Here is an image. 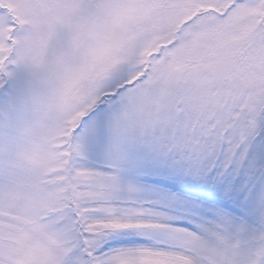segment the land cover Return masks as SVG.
<instances>
[{
    "label": "snow or ice",
    "instance_id": "1",
    "mask_svg": "<svg viewBox=\"0 0 264 264\" xmlns=\"http://www.w3.org/2000/svg\"><path fill=\"white\" fill-rule=\"evenodd\" d=\"M0 264H264V0H0Z\"/></svg>",
    "mask_w": 264,
    "mask_h": 264
}]
</instances>
